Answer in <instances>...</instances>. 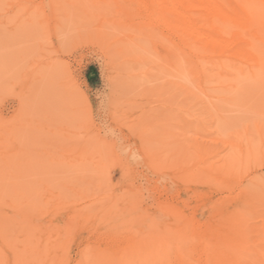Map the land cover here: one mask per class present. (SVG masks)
Instances as JSON below:
<instances>
[{
  "label": "rangeland",
  "instance_id": "374dc122",
  "mask_svg": "<svg viewBox=\"0 0 264 264\" xmlns=\"http://www.w3.org/2000/svg\"><path fill=\"white\" fill-rule=\"evenodd\" d=\"M141 2L0 0V221L9 218L0 241L16 234L0 242V264H76L147 221L157 234L168 230L169 244L217 227L258 249L234 224L264 222V80L206 83L178 68L169 54L176 40Z\"/></svg>",
  "mask_w": 264,
  "mask_h": 264
},
{
  "label": "bare ground",
  "instance_id": "6f19581e",
  "mask_svg": "<svg viewBox=\"0 0 264 264\" xmlns=\"http://www.w3.org/2000/svg\"><path fill=\"white\" fill-rule=\"evenodd\" d=\"M141 1L143 2V3L141 2L142 3V8H143L142 11L147 16V18H150L155 25H158V27L160 26L159 28L162 29V32H163L165 37L171 38V39L173 38V39L176 40V42H174L173 45H172L173 47L171 46L172 48H171L169 54H170V60L172 62H174L177 65L178 68L188 70L191 74H193V76L198 78L199 81L206 82V83L209 82V81L220 80V79H225V78L233 80V79H237L239 77L240 78H247V79L257 78V79L264 80V0H141ZM116 2H117V0H116ZM124 6H126V5L124 4ZM124 6H123V8H124ZM137 9H138V7H137ZM134 12H135V10H134ZM135 13H137V12H135ZM148 22H149V24L152 23L150 21H148ZM174 51H175V53H174ZM40 74H41V72H40ZM41 75L44 76L43 74H41ZM1 130H3V129H1ZM217 131L218 130H216V132ZM163 134H165V133H163ZM231 134H232V131H231ZM223 135H225V134H223ZM227 135L231 138L230 134H227ZM239 135L240 134L237 135V138L239 137ZM240 137L244 138L242 135H240ZM0 138H4L1 133H0ZM226 138H227V136H226ZM165 140H166V137H165ZM168 142H169V140H168ZM243 142H245V141H243ZM169 143H171V142H169ZM146 144H147V142H146ZM230 144H231V142H230ZM154 145H155V143H154ZM84 147H85V145H84ZM140 147H142V146H140ZM185 147H183V148H185ZM189 147H190V145H189ZM231 147H234V146H232V144H231ZM179 148H180V146H179ZM194 148H195V146H194ZM207 148H209V147H207ZM245 148H246V146H245ZM227 149H229V148H227ZM227 149H225V150H227ZM178 150H181V149H178ZM190 150H191V148H190ZM249 150H250V148L247 151H249ZM81 151L82 150H80V152ZM90 151H91V149H90ZM150 151H148V152H150ZM235 151H236V149H235ZM210 152H211V150H210ZM179 153L180 152H178L177 155L180 156ZM190 153H191V151L188 153V155H190ZM253 153H254V150H253ZM242 154H245V152L242 153ZM82 155H84V154H82ZM252 156H249V157L251 158ZM158 157H160V156L158 155L157 159H158ZM182 157H184V155H182ZM192 157L195 159L194 156H192ZM224 157H226V156H224ZM235 157H237V156H235ZM226 158H228L231 161V159L229 157H226ZM164 159H165V157H164ZM169 159H171V157ZM181 159H183V158H181ZM181 159H180V161H181ZM252 159H254V158H252ZM221 160H222V158H221ZM229 160H228V162L230 163ZM232 160H234V159H232ZM150 162H149V165H150ZM202 162H203V160H202ZM214 162H212V163H214ZM225 162L228 163L227 161H225ZM225 162L223 164V166H225L224 168L229 167L230 164L228 165ZM184 163H185V160H184ZM207 163H208V161H207ZM212 163H210V165ZM234 163H235V161H234ZM214 164H212V165H214ZM152 165H154V163ZM219 165H220V163H216L215 164L216 167L214 166V168L215 169H217L218 167L220 168ZM244 165H245V162H244ZM155 167L157 168V166H155ZM245 167L247 168V165ZM171 168L172 169L174 168L173 165H172ZM201 168H205V167L203 166ZM235 168H236V166H235ZM218 169H217V171H215L216 173H220L219 171H221V170H218ZM229 169L231 170V168H229ZM244 169H240V170H242V172H243ZM166 170H167V168H166ZM197 170H198V168H197ZM225 170L226 169H224V171ZM234 170H236V169H233L232 171H234ZM216 173H214V174H216ZM223 175H224V173H223ZM215 177H217V176H215ZM175 179H177V178H175ZM0 182H2V181H0ZM257 182L258 181H256V183ZM180 183H181V181H180ZM185 183H187V182H185ZM195 183H196V181H195ZM195 183H193V184H195ZM0 185H1V183H0ZM101 186H102V184H101ZM243 186H244V184H243ZM239 189L242 190L241 188H239ZM259 190L261 191V189H259ZM262 190H264V189H262ZM123 191H121V192H123ZM127 192H129V191H127ZM261 192H263V191H261ZM102 194H104V193H102ZM59 195H57V196H59ZM132 195H133V193H132ZM261 195L264 197V194H261ZM118 196H119V194H118ZM120 196H121V194H120ZM243 196H245V195H243ZM128 197H129V195H128ZM130 197L132 198V196H130ZM58 198L59 197H57V199ZM91 198H93V197H91ZM121 198H122V196H121ZM246 198H248V197L246 196ZM253 198H252V201L251 200L249 201V199H246V200L249 201V202L247 201L248 204L251 203V205L253 204V206L255 207L256 202H253ZM256 198H254L255 201H256ZM234 199H231V200L233 201ZM110 200H111V198H110ZM263 200H264V198H263ZM15 202H17V201H15ZM15 202H14V204H16ZM59 202H61V201H59ZM71 202H73V200ZM51 203H53V202H51ZM254 203H255V205H254ZM98 204H99V202H98ZM105 204H106V202H105ZM135 205H136V203H135ZM55 206L59 207L61 205L58 204V205H55ZM136 207H138V206H136ZM136 207H135V209H136ZM166 207H167V205H166ZM256 207L258 208V205H256ZM75 208H76V206H75ZM91 209H88V210H91ZM252 209H253L252 210V212H253L256 208L255 209L252 208ZM258 209H256V210H258ZM102 210H101V212H102ZM109 210H111V209H109ZM112 210H113V208H112ZM138 210H140V209H138ZM56 211H58V210H56ZM59 211H61V210H59ZM63 211H64V209H63ZM215 211H217V210H215ZM243 211H246V209L245 210L243 209ZM263 211L264 210H262V212ZM170 212H172V210H170ZM19 213L20 212H18V215H19ZM173 213L172 214L176 216V214H177L176 211L175 212L173 211ZM87 214H88V211H87ZM103 214L104 213H102V215ZM147 214H148V212H147ZM172 214H170V215H172ZM16 215H17V213H16ZM177 216H178V214H177ZM223 216L226 217V215H223ZM238 216H240V215L238 214ZM241 216H243V214ZM250 216L256 217L257 215L256 216L250 215ZM135 217H136V215H135ZM218 217L220 218V216L217 215V218ZM227 217H229V216H227ZM240 217H238V218H240ZM261 217L264 220V214L263 213L261 214ZM98 218H100V217H98ZM229 218L232 219V221H231L232 223H235L234 219H233L234 217L233 218L229 217ZM236 218H235V221L237 222L238 218L237 219ZM262 218H261V221H262ZM8 219L7 218L5 219V220H7L6 221L7 223H8ZM222 219H224V218H222ZM137 220H139V219L137 218ZM227 220H229V219H227ZM227 220L225 219V222H228ZM242 220H244V219L242 218ZM3 221L2 220L0 221L1 223H5V224H2V227L3 226H7V223L5 221L4 222ZM12 221H13V219H12ZM123 221H125V220H123ZM238 221H239L238 224H236V223L234 224V225H238V227L240 226V229L238 228V230H240L238 235L239 236H243V238L246 235L247 236L249 235L252 238H254L253 242L259 246L258 249H254V248H252L251 245L244 244V242H243V245L238 244V242H239V241H237L238 239L235 241V239L232 236H231L232 238L229 237V238L232 239L230 241H229V239L228 240L225 239V237H224V236H226V235H224L225 232H223L224 234H221L222 232L220 230H218L217 227L213 228L211 230H208V229L206 230L205 228H207V227H203L204 229L202 228V230H199V232H195V236H191V231H190V233H189L190 235L186 239L182 238V242H180L181 240L177 241L178 239L175 240V242H174V239L172 238L173 239V243L169 244L168 243L169 239H167V238L170 237V236L168 237V230L166 228H161V230L159 229L161 232L157 234L156 233L157 231H154V230H157L158 227L156 228V225L154 223H151V222L147 221V223H145L146 226L144 227V229H141V230H137L136 229L135 231H132V232L130 231L131 234H129V233H125V234L121 233V234H118V235L111 236L112 238L110 237L111 240L109 242L106 243V241H104V243H106L105 245L104 244H102L103 246L98 245V246L90 249L89 250V256L88 255L86 256L84 254L79 255L78 256L79 258L77 257L78 261L75 259L76 260L75 263L76 264H194V263L198 262L199 264H264V222L262 224H260V226L257 227V228H251V225H254L253 223H251L250 227H246V226L241 225L245 221H243V222L241 221V223H240V220H238ZM127 222L128 221H126V223ZM208 222H210V221H208ZM252 222H254L253 219H252ZM12 223L13 222H11V224ZM129 223L130 222H128L127 225ZM187 223L188 222H185V225ZM248 223H249V221H248ZM16 224L17 223L13 224V226L16 225ZM131 224L133 225V223H131ZM247 224H245V225H247ZM119 225H120V223H119ZM227 225H229V224H227ZM230 225H232V224H230ZM9 226H10V224H9ZM2 227H1V229H5L4 227L3 228ZM233 227H235V226H233ZM254 227H256V226H254ZM183 228L185 229L184 226H183ZM188 228H190V230H191V227H188ZM194 229L195 228H193V231H195ZM196 229H198V228H196ZM200 229H201V227H200ZM58 230H60V229H58ZM182 230L180 232L186 231V229L184 231H182ZM234 230H236V229H233V231ZM1 231L3 232V230H1ZM7 231H10V230H7ZM7 231H5L4 233H6ZM153 231L156 234L155 233L153 234L152 233ZM227 231H229V230H227ZM58 232H61V230L58 231ZM8 233H11V232H8ZM8 233H6V235H8ZM14 233H16V232L14 231ZM227 233H229V232H227ZM58 234H61V233H58ZM172 234L173 233H171V235ZM174 234L175 235H172V236L173 237L175 236L174 238H177L176 237L177 235H176L175 232H174ZM180 234L182 236L180 235L179 239H181V237H185V234H187V233L185 232V234L184 233H180ZM192 234H194V232H192ZM230 234H231V232H230ZM236 234H235V236L237 238ZM3 235H5V234H3ZM15 235H14V237H15ZM63 235L61 237L59 235V237H60L59 238V243L63 241V239H62V241H60V239L66 236V235L65 236H63ZM0 237H2V236H0ZM6 237H5V240H6ZM8 237H12V235L8 236ZM14 237H12L10 239L12 240ZM226 238H227V236H226ZM240 239H241V237H240ZM5 240L3 242H5ZM196 240H198V241L200 240V242L197 241L198 243L195 244ZM250 240H251V238H250ZM12 241H14V240H12ZM12 241H11V244L14 245V243H12ZM68 241L69 240H67L66 243H68ZM99 241H102V240L100 239ZM0 242H1V244L3 243L2 241H0ZM251 242H252V240H251ZM2 245H4V244H2ZM66 245H68V244H66ZM6 246H8V245H6ZM10 246L11 245H10V242H9V246L8 247H10ZM11 250H12V252L14 251L12 246H11ZM48 251L50 252V250H48ZM87 253H88V251H87ZM250 253H252V255L254 253L255 257H251ZM57 254L59 256V255H61V252L59 251ZM66 254H68V253H66ZM77 254H75V255H77ZM258 256H261L262 258L259 260ZM54 257H56V256H54ZM59 259H60V257H59ZM55 262H56V260H55ZM60 262L61 261L59 260L58 264H62V262L61 263ZM54 263H52V264H54ZM48 264H51V263L49 262Z\"/></svg>",
  "mask_w": 264,
  "mask_h": 264
}]
</instances>
